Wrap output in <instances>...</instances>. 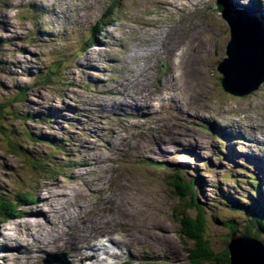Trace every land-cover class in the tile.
Instances as JSON below:
<instances>
[{
	"label": "rangeland",
	"instance_id": "rangeland-1",
	"mask_svg": "<svg viewBox=\"0 0 264 264\" xmlns=\"http://www.w3.org/2000/svg\"><path fill=\"white\" fill-rule=\"evenodd\" d=\"M215 1L0 0V105L8 106L17 93L23 94L17 105H11V117L3 113L7 117L0 128L14 129L24 150L58 169L53 175L28 173L22 160L3 151L9 137L0 129V193L10 199L22 192L34 197L32 203L17 208L22 214L0 223V264H26L12 257L21 255L14 250L15 241L23 242L20 238L27 239L20 247L32 251L29 260H33L27 264H43L46 255L66 264H187V247L178 238V223L171 216L177 200L165 184L171 168H152L149 161L187 163L191 178L204 179L199 200L207 213L211 250L225 251L229 235L222 226L214 227L212 217L228 225L230 220L240 223V234L248 226L251 211L245 218L236 217L218 200L223 201L221 191L229 192L241 205H248L249 178L264 186V82L240 97L222 90L216 66L226 58L229 37L215 17L219 13ZM236 2L230 7L240 8V1ZM109 6L114 7L109 23L101 32L93 31L96 19ZM36 9L41 18L33 17ZM88 35L94 36L89 47L84 43ZM176 40H182L179 52ZM163 55L177 56L186 79L193 70L187 82L194 92L175 102L163 96L167 86L172 91L173 84L171 69L166 68L170 58ZM56 57L63 65L59 80L41 83L42 72ZM136 87L153 96L152 100L141 99L146 102V114L123 108L126 103L139 102ZM29 113L46 116L48 121L34 123L20 117ZM212 124L216 130L233 134V140L223 141L220 147L217 134L200 127ZM239 132L245 134V140ZM42 135L64 143V151L59 155L36 140ZM194 169H198L196 174ZM113 200L126 203L128 226L121 225L124 220L111 224L124 230L140 229L144 236L139 242L76 259L66 249L37 251V245L35 248L26 237L42 239V234L59 229L62 233L79 215L73 231L92 212H110L108 218L115 220L111 214H119L120 206L109 205ZM117 238L98 234L90 243L100 246L107 240L117 242ZM259 240L264 243L263 236Z\"/></svg>",
	"mask_w": 264,
	"mask_h": 264
},
{
	"label": "trees",
	"instance_id": "trees-1",
	"mask_svg": "<svg viewBox=\"0 0 264 264\" xmlns=\"http://www.w3.org/2000/svg\"><path fill=\"white\" fill-rule=\"evenodd\" d=\"M113 8V6L108 7L106 11V17L112 16ZM99 24L102 25L101 21L98 23V25ZM92 38L93 36H89L87 40L88 44L92 42ZM62 66V59L56 57V60L52 63V66L49 67V69L41 78H39V80L44 83H52L54 79H59ZM21 97H23V94L17 93L12 98L14 101L12 104H9L8 106L0 105V122H4L8 115H10L8 117H11V105H17V102L21 99ZM3 113H6L5 115L7 116L5 117ZM20 117L24 121H32L35 123L44 121V118L34 114L32 115L30 113L26 115H20ZM0 129L5 131L7 128H4L5 130L3 128ZM5 132L6 137L8 136L9 138L5 139V142L8 143V147L3 151L22 160L24 165L29 167L28 173H36L39 176L53 175L56 170H58L55 165L47 164L44 158L39 159L28 150H24L22 143L19 141L18 133L14 129H8ZM41 139V141H45L47 144L52 146L56 153H61L64 151V146L58 143L55 139L52 138V140H49L48 137H45L44 140L43 138ZM157 166H159L161 169L164 168V166L161 165ZM183 168L184 166L180 165L177 167L171 166V177L167 178L165 184L168 186L169 191L178 202L176 207L172 210L171 216L172 219L178 223V234L181 235L179 237H184L185 239L188 238L192 242L196 240L194 242V249L193 247L186 249L187 264H227L225 251L218 253L217 251L211 250L210 241L207 239V237H209L208 230L210 228L206 218V209L199 200L200 194L204 191L201 179L199 176L191 178L188 174H186L187 172ZM249 184L251 194L249 195V198H245L250 201V204L241 205L242 203L238 202L235 197H231L232 195L229 192H222L221 188L218 189L221 191V195L219 197L223 201L221 202L219 199L218 203L223 205V207L228 208L236 215V217L242 216L245 218L246 212L251 211L247 219L248 226L244 227L241 232L246 236L251 238L253 237L260 241L259 239L262 236L264 237V193L262 192V188L258 183L252 184L251 182ZM255 196L259 197L260 199L255 200ZM33 201V195L27 192L16 193L11 199L3 193H0V223L7 222L11 219H14L18 214H22L21 212L17 211V208L24 204L32 203ZM192 213L193 218L191 217ZM177 215H179V217H177ZM210 222H212L216 228L222 226L224 229L229 230V235L232 232L238 231L241 227L240 223L234 220H230L228 225L220 221L219 218L212 217ZM191 238L195 240L193 241ZM262 244L264 245V243ZM183 245L185 246V243H183Z\"/></svg>",
	"mask_w": 264,
	"mask_h": 264
},
{
	"label": "water",
	"instance_id": "water-1",
	"mask_svg": "<svg viewBox=\"0 0 264 264\" xmlns=\"http://www.w3.org/2000/svg\"><path fill=\"white\" fill-rule=\"evenodd\" d=\"M215 17L229 37L226 58L216 66L221 88L232 96L247 95L264 82V21L251 11L230 6ZM177 235L186 249H194L195 239H182L178 231ZM224 245L227 264H264V245L249 236L230 234Z\"/></svg>",
	"mask_w": 264,
	"mask_h": 264
},
{
	"label": "bare ground",
	"instance_id": "bare-ground-1",
	"mask_svg": "<svg viewBox=\"0 0 264 264\" xmlns=\"http://www.w3.org/2000/svg\"><path fill=\"white\" fill-rule=\"evenodd\" d=\"M90 1V0H89ZM234 2L236 1H240V0H233ZM231 2V1H230ZM232 3V2H231ZM247 3L245 2L244 5H246ZM94 12V11H93ZM102 14V13H101ZM70 16V15H69ZM264 21V18H263ZM180 31V29L178 28V32ZM100 32V31H99ZM175 34H170V37L173 38L175 37ZM197 40V39H196ZM176 45L175 48L178 50H180V47L182 45V40H176ZM199 42V41H198ZM164 47H168V45L166 44V42H163ZM170 47V46H169ZM165 57V59H169L170 58V65H168L166 68L169 71L171 69V72L169 73V75L171 76L172 79V86L171 89L172 91L170 92V90H168V86L167 88H165L164 93L167 96V100L172 102V98H173V102L176 101V99H182L184 95H190L191 92L193 93L194 90L191 88L190 84L187 82V79H192V73L193 70L191 69V74L188 76L189 78L186 79V74L183 71L182 68H180V62L176 57H174L173 55H163ZM171 58H174L173 60H171ZM115 60V59H114ZM114 65V64H113ZM140 66H137V69L140 70ZM186 76V77H185ZM113 78V77H112ZM141 78V77H140ZM139 79V78H138ZM108 83V82H107ZM98 86V85H97ZM118 86V85H116ZM109 87V86H108ZM93 88V87H92ZM104 88V87H103ZM106 88V86H105ZM90 89V87H89ZM110 90V89H109ZM135 90L138 92L139 95V102H137L136 105H134L133 103H126L123 106V108H126L127 106L131 107V111L136 112V113H141L142 111L144 112V114L148 113L149 111L146 110V102L143 100H146V98L148 100H152L153 96L147 95V92L143 89H140L139 87H136ZM95 91V90H94ZM163 91V90H161ZM114 92V91H113ZM118 93V92H116ZM174 95H173V94ZM135 94V93H134ZM162 94V93H161ZM100 96V95H99ZM170 97V98H169ZM88 99V96L86 97ZM106 98V97H105ZM130 98V97H129ZM128 98V99H129ZM99 99V98H98ZM108 99V98H107ZM120 99V98H119ZM143 99V100H141ZM103 100V99H102ZM162 100H165V98L163 97ZM120 101H124V100H120ZM79 104V103H77ZM97 104V103H96ZM150 104V103H149ZM63 108V107H62ZM156 110V109H155ZM125 111V110H124ZM157 111V110H156ZM159 116H162L160 114H158ZM195 116L197 114H194ZM123 116V115H122ZM146 116V115H145ZM152 116V115H151ZM108 117V116H107ZM158 117V116H157ZM197 117V116H196ZM238 119V118H237ZM97 120V119H96ZM130 121V120H129ZM238 121V120H237ZM260 121V120H259ZM82 122V121H81ZM261 122V121H260ZM95 123V122H94ZM91 124V123H90ZM119 124V123H118ZM218 124V123H217ZM253 124V123H252ZM104 125V124H103ZM107 125V124H106ZM105 125V126H106ZM116 125V124H115ZM213 125V124H212ZM221 126V125H220ZM228 126V125H227ZM137 127V126H136ZM181 127V126H180ZM248 127V126H247ZM106 128V127H105ZM109 128V127H108ZM147 129V128H146ZM166 129V128H165ZM217 129V128H216ZM82 130V129H81ZM108 130V129H107ZM231 130V129H230ZM150 132V131H149ZM164 132V131H163ZM148 133V132H147ZM104 134V133H103ZM244 134V133H243ZM241 136H245L244 135ZM254 134V132H253ZM261 135V134H260ZM112 136V135H111ZM121 137V136H120ZM212 137V136H211ZM115 138V137H114ZM113 138V139H114ZM131 138V137H130ZM112 139V138H111ZM117 139V138H116ZM260 139V138H259ZM42 140V139H41ZM90 140V139H89ZM217 140V139H216ZM129 141V140H128ZM179 143V142H178ZM219 143V142H218ZM225 143V142H224ZM236 144V143H235ZM254 145V144H253ZM96 146V145H95ZM123 146V145H122ZM255 146V145H254ZM100 147V146H99ZM110 147V146H109ZM238 147V146H237ZM131 149V148H130ZM91 150V149H90ZM96 150V149H95ZM98 150V148H97ZM147 150V149H146ZM256 150V149H255ZM71 151V150H70ZM258 151V150H257ZM256 151V152H257ZM51 152V150H50ZM91 152V151H90ZM96 152V151H95ZM98 152V151H97ZM106 152V151H105ZM163 152V151H162ZM202 152V151H201ZM147 153V152H146ZM92 154V153H91ZM99 154V153H98ZM97 154V155H98ZM101 154V153H100ZM112 154V153H111ZM134 154V153H133ZM253 154V153H252ZM238 155V154H237ZM128 156V155H127ZM178 156V155H177ZM246 156V155H245ZM97 157V156H96ZM100 157V156H98ZM153 157V156H152ZM161 157V156H160ZM163 157V156H162ZM117 158V157H116ZM142 158V157H141ZM98 159V158H97ZM158 159V158H157ZM250 159V156H249ZM256 159V158H255ZM254 159V160H255ZM258 159V158H257ZM139 160V159H138ZM203 161V160H202ZM193 162V161H192ZM252 162V161H251ZM203 163V162H202ZM125 164V163H124ZM164 164V163H163ZM187 164V163H186ZM207 164V163H206ZM204 165V164H203ZM139 166V165H138ZM206 166V165H205ZM94 167V166H93ZM105 168V167H104ZM102 171V170H101ZM225 171V170H224ZM261 171V170H260ZM215 172V171H214ZM162 173V172H161ZM222 174V173H221ZM91 175V174H90ZM100 175V174H99ZM210 175V174H209ZM93 176V175H91ZM97 176V175H96ZM114 176V175H113ZM111 177V176H110ZM142 177V176H141ZM112 179V178H111ZM94 180V179H93ZM85 181V180H84ZM116 181V180H115ZM117 183V182H116ZM116 186V185H115ZM119 187V186H117ZM210 187V186H209ZM259 188V187H258ZM260 189V188H259ZM120 199V198H119ZM110 203V202H109ZM109 205H113L112 207L117 209L120 206L119 209V214L117 213H112L111 215L114 217L115 220L109 219L108 215L110 214V212L107 215H103V214H95L94 212H92V216L89 218H82V220L84 221H80L78 226L74 227V230L72 231V227L75 225L76 221L79 218V215L76 216V218L72 219L70 222H66L64 221L63 224H66L65 227L66 229L60 233V229L53 232L52 234H42L43 238L42 239H36L35 236L32 235H27L26 237H29V243L31 245L35 244V248L37 245V251H42V250H49L51 252H56V251H60V249H66L68 251H70L73 254V257L76 259H87L89 258L91 255L95 256L101 252L102 255L107 253V249L106 248H123L124 245L123 244H127L130 245L131 241L135 240V242H139L141 237L144 236V232L142 234L140 229L131 227L129 230H124L121 228L120 225H113L111 223H114L115 221L117 222H121L124 220V222L121 225L126 224V220L128 219V212H127V208H126V203L125 202H119L113 200L111 202V204ZM122 205V206H121ZM55 216V215H54ZM85 224H87V227H84ZM53 225V224H52ZM51 224H49V227H53ZM102 226H106L107 230L104 228L100 227ZM127 225V224H126ZM128 226V225H127ZM87 228H89V230H87ZM44 229V228H43ZM91 231H96V232H92L89 233ZM134 232V235L133 233ZM147 233V232H146ZM85 234V235H84ZM98 234H105L106 236L111 234V235H116L118 238L116 239L117 242H112V241H107L108 243V247L106 244L104 245H100V246H96V245H91L90 242L96 241V239L98 238ZM12 238L9 239V241ZM23 242L21 241H15V247L14 250L21 252V255H13L12 257L14 258V260L16 262H21V263H28L31 262L33 259L29 260V257H33L32 255V251H30V249H26V248H22L20 247L21 245H19L20 243H26L27 239L25 238H20ZM145 240V239H144ZM148 240V239H146ZM145 240V241H146ZM162 240V239H161ZM143 241V240H142ZM149 241V240H148ZM32 242V243H31ZM28 245V244H27ZM111 246V247H110ZM127 250H131L130 247H126ZM11 250V249H9ZM118 251L120 249H117ZM12 251V250H11ZM118 253V252H117ZM4 256V255H3ZM127 262V261H126ZM149 263V262H148ZM180 263V262H179Z\"/></svg>",
	"mask_w": 264,
	"mask_h": 264
}]
</instances>
